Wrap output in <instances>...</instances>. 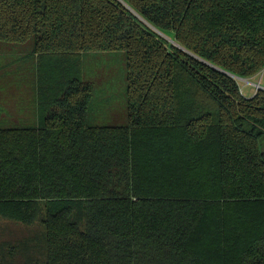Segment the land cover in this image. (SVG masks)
<instances>
[{"label":"trees","instance_id":"16d2710c","mask_svg":"<svg viewBox=\"0 0 264 264\" xmlns=\"http://www.w3.org/2000/svg\"><path fill=\"white\" fill-rule=\"evenodd\" d=\"M33 37L39 121L0 128V264H264V87L240 83L264 73V0H0V41ZM114 51L129 123L94 124L83 60Z\"/></svg>","mask_w":264,"mask_h":264},{"label":"rangeland","instance_id":"374dc122","mask_svg":"<svg viewBox=\"0 0 264 264\" xmlns=\"http://www.w3.org/2000/svg\"><path fill=\"white\" fill-rule=\"evenodd\" d=\"M35 42L33 37L29 43ZM28 46V43L26 47ZM11 61L6 58L5 62ZM83 79L93 86V99L90 115L92 123L101 125H125L129 123L127 97V55L123 51L90 52L84 57ZM246 95L251 96L257 85L264 86V76L255 80H240ZM9 87V86H7ZM11 96V94H10ZM20 224L5 222L2 226L4 237L23 235ZM2 234V235H3Z\"/></svg>","mask_w":264,"mask_h":264},{"label":"crops","instance_id":"0c3cea01","mask_svg":"<svg viewBox=\"0 0 264 264\" xmlns=\"http://www.w3.org/2000/svg\"><path fill=\"white\" fill-rule=\"evenodd\" d=\"M26 45L0 41V128L35 125L39 121L38 55L34 45ZM6 58L11 61L6 63Z\"/></svg>","mask_w":264,"mask_h":264},{"label":"built area","instance_id":"2783aa9c","mask_svg":"<svg viewBox=\"0 0 264 264\" xmlns=\"http://www.w3.org/2000/svg\"><path fill=\"white\" fill-rule=\"evenodd\" d=\"M260 87H262L260 84H259V85H257V88H260Z\"/></svg>","mask_w":264,"mask_h":264}]
</instances>
